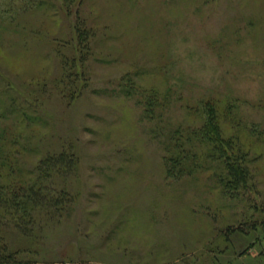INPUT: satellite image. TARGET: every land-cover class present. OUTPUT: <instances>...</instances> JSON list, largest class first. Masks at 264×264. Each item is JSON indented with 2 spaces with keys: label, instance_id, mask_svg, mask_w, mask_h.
I'll return each instance as SVG.
<instances>
[{
  "label": "rangeland",
  "instance_id": "obj_1",
  "mask_svg": "<svg viewBox=\"0 0 264 264\" xmlns=\"http://www.w3.org/2000/svg\"><path fill=\"white\" fill-rule=\"evenodd\" d=\"M75 9L0 19L3 97L36 108L21 126L29 149L8 179L30 180L40 158L63 149L78 160L51 181L73 201L36 218L29 236L3 228L10 247L34 264H264V208L227 200L210 161L168 179L160 141L179 124H201V104L212 101L225 135L248 153L264 204V0H84L94 37L83 64ZM149 91L167 95L151 120L140 95ZM228 226L248 234L231 231L227 242Z\"/></svg>",
  "mask_w": 264,
  "mask_h": 264
},
{
  "label": "trees",
  "instance_id": "obj_2",
  "mask_svg": "<svg viewBox=\"0 0 264 264\" xmlns=\"http://www.w3.org/2000/svg\"><path fill=\"white\" fill-rule=\"evenodd\" d=\"M84 0H0V19L11 17L15 11H27L44 6L52 5L60 7L70 13L75 6L74 29L77 38V47L80 50L78 62L83 64L88 53H90L91 40L94 37L93 29L87 26L86 20L80 14V6ZM61 43L56 42L54 51L59 52ZM62 65L68 61L76 65L75 59H69L62 55ZM66 76V75H65ZM0 75V264H34L32 260L20 258V251L12 249L5 240L3 228L11 227L29 236L36 218L44 214L52 216L61 213L65 206L73 201V197L65 189L57 192L51 185L54 177L66 176L71 173L77 165V157L66 150L49 153L43 156L35 164L30 172L32 178L28 181H14L8 179L19 169L20 152L29 149L30 143L23 136V128L27 122H31L35 110L30 104L17 102L16 97L11 95L3 97L6 85H1ZM63 81V78L61 79ZM126 93L132 88L124 86ZM71 100L75 98L77 89H71ZM64 89L61 90V93ZM78 93V92H77ZM143 104V117L153 119L158 107L163 108L165 97L159 101L153 91L140 93ZM65 97V96H64ZM203 119L198 126L177 125L163 132L161 139L164 154L162 155L165 175L168 179L179 181L180 179L204 170L205 162L216 163L213 176L221 187L223 196L230 201L242 200L249 207L263 210L262 193L256 186L254 174L249 166V157L246 150L239 144L237 137L225 135L220 123V115L217 106L209 100L202 102ZM230 110V108H229ZM229 110L225 117L229 116ZM162 111V109H159ZM19 117L20 126L13 130L5 124L9 116ZM12 129V130H11ZM159 134V133H158ZM206 153V154H205ZM206 155V158H205ZM208 159V160H207ZM220 169V171L218 169ZM34 219V221H33ZM243 220L245 224L250 223V228L256 220ZM264 228V219L260 220ZM32 222V224H30ZM39 222V221H38ZM42 224H38L40 227ZM262 228V229H263ZM36 229V228H34ZM235 229V230H233ZM231 231L244 232L242 226L237 228L228 226L223 238L229 242ZM30 233V234H29ZM248 234V232L246 233Z\"/></svg>",
  "mask_w": 264,
  "mask_h": 264
}]
</instances>
